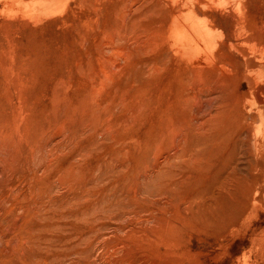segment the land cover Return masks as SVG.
<instances>
[{"label": "rangeland", "instance_id": "1", "mask_svg": "<svg viewBox=\"0 0 264 264\" xmlns=\"http://www.w3.org/2000/svg\"><path fill=\"white\" fill-rule=\"evenodd\" d=\"M239 2L0 0V264H119L116 236L150 213L112 204L97 178L128 165L124 196L137 180L159 212L176 190L178 264H264V212L245 219L224 191V77L246 71L231 46ZM247 8L262 21L264 0ZM76 171L81 190L58 189ZM62 194L66 210L80 195L83 217L53 242L45 216Z\"/></svg>", "mask_w": 264, "mask_h": 264}, {"label": "bare ground", "instance_id": "2", "mask_svg": "<svg viewBox=\"0 0 264 264\" xmlns=\"http://www.w3.org/2000/svg\"><path fill=\"white\" fill-rule=\"evenodd\" d=\"M247 2L248 0H240L239 2L240 6L243 8L240 20L241 28H236L230 32L235 39V43H231V46L236 48L243 55L246 71L242 69L240 63H237L238 69L236 74L233 77H224V155L228 156V160L224 165V191L229 194L236 191L239 193L236 199L247 209V216L245 219L250 218V216L260 219L262 212H264V18L260 22L258 18L256 19V17L250 15L248 13ZM224 72H229L225 65ZM176 158L177 157H175V159ZM172 159L173 157H171L170 160ZM152 162L154 163V161ZM170 163L172 162H169V164ZM44 167L46 168L47 166ZM128 167L130 171L118 173L119 176L116 179L113 178L114 176L112 178H107L106 175H97V180L99 182L107 183L106 187H103V190L107 192V195H110L108 197L109 199L112 197V204L121 206L126 212L130 213L139 214L142 212H149L151 217L148 216L149 218L144 217L140 219L145 223V225L140 226L141 228H131L129 233L126 232L116 236L120 241L118 244H115V250L113 252L123 251V254L115 259L116 263L172 264L173 262L174 264H178L179 241H177V237L180 235L184 226L186 224L188 225L189 221L178 206L176 200L177 196L175 194L176 190L171 192V197L167 195L169 196L168 198H170V200L168 199L167 207L162 210L159 209L160 211L156 212L152 210L151 207L155 205L157 201L146 196H140L139 186H141V184L138 183L137 180H135L134 193L132 192L133 194L129 195V197L128 194L127 197L123 195L127 189L131 188V184H127L126 180L132 177V173L134 174V172H136L137 174L139 171V168L135 169L131 165H128ZM160 167L162 166L160 165ZM143 169L140 168V170ZM163 169L164 171L167 170L164 167ZM164 171L162 173L165 174ZM148 173H151V171ZM173 173L169 175V173L166 172V174L171 176L170 178H174L172 177L174 176ZM141 174V172L138 173L140 178L142 177ZM143 175L147 174L145 173ZM175 176L180 177L178 173L175 174ZM166 183L168 184V182ZM177 183L179 184V181ZM167 184L164 183V186H167ZM180 184H182V181ZM81 185L82 180L80 173L76 171L68 177L67 175H62L58 180L57 187L61 189L64 186H69V188L72 187L73 191L79 192L81 190ZM37 186L39 185H35V189ZM109 190L112 191L111 194L108 193ZM169 190L171 189L169 188ZM120 192L121 194H119ZM61 196L62 198L56 201L52 195L49 196L50 198L48 197L50 202L54 201V205L57 203L60 204L57 208H54L53 204H51L50 211H48V213L46 212L47 214L45 216L46 219H49V222H52L50 225L53 227L51 230V239L53 242L56 236L62 237L61 234L65 229L66 217L71 215L70 217H74L76 220H81L83 217V211L79 205L80 195L76 194L73 197V199H78L73 202L75 207L73 210H66L68 200L65 199L63 194ZM150 219L154 220V223H151L152 225H147L146 222H149ZM54 220H56V222ZM105 222L106 221H104V223ZM74 227H76V225ZM94 227L93 225H89L87 228L93 230ZM262 237L259 238L262 239ZM162 247H165L164 251ZM113 252L109 255L107 253L108 257L113 255ZM162 261L164 262L162 263Z\"/></svg>", "mask_w": 264, "mask_h": 264}]
</instances>
